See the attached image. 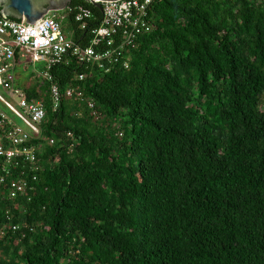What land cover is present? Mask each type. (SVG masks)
<instances>
[{
	"label": "trees",
	"instance_id": "obj_1",
	"mask_svg": "<svg viewBox=\"0 0 264 264\" xmlns=\"http://www.w3.org/2000/svg\"><path fill=\"white\" fill-rule=\"evenodd\" d=\"M147 10L108 72L69 54L52 80L18 83L46 117L39 170L8 178L29 187L3 199L0 264H264V0ZM56 18L86 47L102 12L73 0Z\"/></svg>",
	"mask_w": 264,
	"mask_h": 264
},
{
	"label": "built area",
	"instance_id": "obj_2",
	"mask_svg": "<svg viewBox=\"0 0 264 264\" xmlns=\"http://www.w3.org/2000/svg\"><path fill=\"white\" fill-rule=\"evenodd\" d=\"M153 2L154 0L103 2L102 19L92 28L91 44L86 47L76 44L65 33L56 13L46 15L34 23H27L25 19L15 20L4 16L0 7V88L7 95L6 98L0 92V103L5 107L0 110V212L4 198L15 200L29 187L28 182L22 178L8 184L10 175L27 167L23 166L26 164L31 172L39 170L36 145L29 144L40 136L41 124L46 117L44 103L40 100L30 101L15 86L17 51L29 56L34 63H43L46 67L43 76L49 80H52L51 68L63 62L69 54L76 56L82 63L108 72L122 62V51H127V47L133 44V39L142 30L151 29L145 19L147 9ZM69 10L75 13L76 21L81 24L82 29H86L87 21L94 18L93 11L83 5ZM122 64L129 68L127 62ZM79 78L83 80L84 75H79ZM82 95L80 88L66 90V97L80 98ZM52 96L54 107L57 108L62 96L59 86H52ZM53 143L54 140H51V144ZM33 180H37V175L33 176ZM5 213L11 220V211L6 210ZM1 228H4V224L0 220ZM18 228L13 226V230Z\"/></svg>",
	"mask_w": 264,
	"mask_h": 264
},
{
	"label": "water",
	"instance_id": "obj_3",
	"mask_svg": "<svg viewBox=\"0 0 264 264\" xmlns=\"http://www.w3.org/2000/svg\"><path fill=\"white\" fill-rule=\"evenodd\" d=\"M73 0H0V7L4 16L15 20L25 19L27 23H34L50 13H60L66 10ZM101 11L103 2L119 0H89ZM8 4V13L5 5Z\"/></svg>",
	"mask_w": 264,
	"mask_h": 264
},
{
	"label": "rangeland",
	"instance_id": "obj_4",
	"mask_svg": "<svg viewBox=\"0 0 264 264\" xmlns=\"http://www.w3.org/2000/svg\"><path fill=\"white\" fill-rule=\"evenodd\" d=\"M49 15V14H48ZM50 15H54V13H50ZM28 69L25 72L26 74L20 75V83L23 85H32L36 83V77L37 78H44L43 74H41V71L45 69V66L43 63H35V64H29L27 66ZM32 74V75H31ZM29 76H34V79H30ZM45 79V78H44ZM39 80V79H38ZM1 91V90H0ZM3 94V92L1 91ZM4 109V105L0 103V110Z\"/></svg>",
	"mask_w": 264,
	"mask_h": 264
},
{
	"label": "crops",
	"instance_id": "obj_5",
	"mask_svg": "<svg viewBox=\"0 0 264 264\" xmlns=\"http://www.w3.org/2000/svg\"><path fill=\"white\" fill-rule=\"evenodd\" d=\"M67 33V32H66ZM67 35L70 37L69 33H67ZM71 38V37H70ZM72 39V38H71ZM16 58H17V66H16V78H15V86L19 89H21L24 93L25 91L20 88L18 86V83L20 82V75L21 74H26L25 72L27 71L26 68L29 64H35L29 56H26V55H22L21 54V51H17V54H16ZM45 66V65H44ZM46 70V67L45 69H43L41 71V74H43V72ZM45 78V77H44ZM19 79V80H18ZM47 79V78H45ZM80 79V78H79ZM49 80V79H48ZM54 86V85H53ZM75 89H78V88H75ZM0 90L3 92V95L7 98V95L4 93V91L0 88ZM82 90V89H81ZM0 91V92H1ZM83 92V91H82ZM26 94V93H25ZM52 99H53V96H52ZM5 109V108H4Z\"/></svg>",
	"mask_w": 264,
	"mask_h": 264
},
{
	"label": "flooded vegetation",
	"instance_id": "obj_6",
	"mask_svg": "<svg viewBox=\"0 0 264 264\" xmlns=\"http://www.w3.org/2000/svg\"><path fill=\"white\" fill-rule=\"evenodd\" d=\"M8 4L7 5H5V9H7L8 10ZM8 13H10V14H13V11H11V10H8Z\"/></svg>",
	"mask_w": 264,
	"mask_h": 264
}]
</instances>
